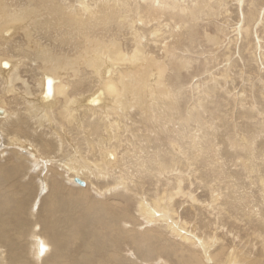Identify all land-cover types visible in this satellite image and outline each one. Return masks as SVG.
Here are the masks:
<instances>
[{"label": "rangeland", "instance_id": "374dc122", "mask_svg": "<svg viewBox=\"0 0 264 264\" xmlns=\"http://www.w3.org/2000/svg\"><path fill=\"white\" fill-rule=\"evenodd\" d=\"M94 1L97 2V0ZM195 1L178 0V4L185 7L187 14L177 8L175 13L172 12L175 15L171 14L172 16H169L164 13V16L162 15V17L154 20L151 19L144 25L133 24L135 31L142 35V44L146 55L148 57L152 56L155 62L161 63V68L165 64V68L168 69H165L164 78L161 80L158 70L156 71V67L152 66L150 70L152 75L149 78L150 84H157L160 86L161 92L164 90L163 94L169 91L172 95L168 99L164 95L161 97V94L155 96L156 92L152 89L149 92L140 90L143 94L155 96V103L148 102L145 103L146 107L143 104V106H135L133 110L132 108L128 109L131 112L121 111L123 108L111 104L112 100H109L108 94L104 93L106 91L101 89L102 86L99 87L97 85L95 78L93 79L91 75L92 69L86 68L84 63L80 62L81 57L75 60V57L82 55L83 58V54L86 51L93 50L97 45L102 47L109 41H112L110 47L116 49L118 43L120 50L130 54L137 44L134 43V37L127 29L126 24L121 26V28L113 21L105 22V25L98 26L96 25L98 22H104L102 16H98L95 20H82L78 23L72 21V26L67 14L64 15L62 12L58 14V12L52 10H44V16L41 18L37 17L38 21L34 22L33 20L28 21L31 18V14L28 15L25 11L22 19L12 20L8 25H11V23L30 25L27 29V32L29 31L27 35H24L22 31H16L14 28L15 31L13 29L10 42L3 45V40L1 39L4 38L0 34V53L4 55L3 59L1 58V60H4L3 64L7 61L17 60L16 57H19L16 66L20 75L32 86L29 85L31 87V89L29 88L30 91L34 88L35 81L39 77L36 72L32 71L34 69L33 65L38 61L41 69L44 66L46 68L49 67V71L56 75L57 79L62 83L70 84L73 88L69 87L67 91L72 89L75 97L80 98L79 100H86L93 93H98V100H93V105H100L98 104L99 101V103H108L106 108H109V110L113 108L110 110L111 115L114 116L113 118L121 121L123 116L121 122L126 121L117 125L120 130L119 134L122 138L125 137V140L121 143L111 141L110 147L114 150L108 149L105 151L106 154L113 155L112 166L109 168L111 177L115 169L119 173L114 175L112 180L99 181L98 191L107 188V191L99 192V195L94 190L90 189L92 193L86 188V190L88 189L87 199L81 202L82 206H89L91 201H96L95 205L99 208H103V205H105V208L109 209L106 215L101 212L97 216H91V218L105 223L109 229L107 231L101 228L95 231L90 230L89 227H84L78 236L74 237L71 234L72 238L69 239L67 246L61 248L66 259L69 257L73 258V256H84L87 251L92 253L95 248L102 249L101 252L96 253L95 264H146L147 262L148 264H176L183 260L184 257H187L186 255L184 257L179 256L183 246H179V240L164 229L163 226L166 225V221H160L156 224L150 223L151 226L145 227L143 223L144 216L139 210L141 204L148 205L150 209L151 203L158 196L169 195V193L174 194L177 191L176 174H180L183 179L182 189L184 194H189L200 203L197 207V204H191L186 196H182L175 198L172 206L169 207L170 214L175 212L177 220H180V223L184 222L187 224V228H189L188 235L193 233L197 239L204 241L213 242L219 240L228 249L227 255L235 246L242 248L243 250L240 251L243 254L264 259V190H262L263 183H261L264 180V0H256V2L255 0H239L242 4H238V0H202V6L200 7L203 12L201 10L200 12L198 11L199 13L194 17L195 19H191L190 10L186 7L190 9ZM70 3L75 6L77 0H70ZM127 3L129 4V1ZM135 4L137 12H141L143 16L142 13H145L147 8L146 2L137 0L132 1L130 5ZM251 10L254 11V17L252 21H249L247 14ZM130 13L131 9L128 14ZM23 17L28 18L24 19ZM64 19L65 21H63ZM185 19H187V22L184 21ZM158 22L162 26L159 28L160 31H158L156 24ZM78 31L84 32L83 35L80 34L78 36ZM155 31L159 33L154 37L152 33ZM33 39L36 47L39 46L46 49L40 60L35 56V46L30 43ZM6 46L9 47L4 48ZM47 53H50L51 57H48ZM43 62L45 64H42ZM131 62L125 61L123 68L120 69L125 83L130 78L129 75H126L128 71H132L131 77L138 74V64ZM144 63L145 61L143 60V66ZM52 64L55 65L54 68L51 67ZM25 66L26 69L24 68ZM134 66L135 68H133ZM78 67H81V69L78 70ZM8 72L0 70L2 76H7ZM102 78L104 79L103 74ZM76 84L80 85L76 86ZM25 88L26 85L22 84V82H16L13 86V90L15 89L14 93L7 95L3 93L6 90L4 91L0 81V105L4 102L5 106L4 104L3 106L7 108L8 112H10V109H14L16 113L22 112L19 125H22V119L23 123L27 122L26 113L23 112L26 109L24 105L26 103L22 97V94H25L23 92L26 90ZM31 96L29 95L31 100L35 102L33 97L36 94L34 93L33 97ZM102 97L104 98L103 100ZM60 98V104L55 103L57 105L52 108L65 107L64 98L62 96ZM173 100L174 104L170 102ZM81 102L85 101L82 100ZM37 105L40 106L38 102ZM4 107L2 108L5 109ZM113 110H116V112L119 110L120 112L118 111L119 114L118 112L114 113ZM104 112H107V110ZM115 114L118 115V118ZM75 115L79 121L77 114ZM151 117L156 118V124H153L154 121L150 119ZM42 123L45 129L51 132L49 124ZM132 124L136 126L132 129V132L138 138L134 136L131 143H128L131 136L127 135L123 128H132ZM65 126H67L68 132L66 127L62 128L59 126V129H57L58 125H55V130L59 131L58 133L64 139L66 148L68 147L67 155L64 161L62 160L63 163H56L60 168L56 172L61 175L62 171L67 170L66 167L65 169L62 167L66 163V157L68 156L75 155L76 159H81L84 156L85 162L94 160L91 152L87 150V145H84L86 143L81 142V137L72 132L73 128L71 126ZM31 127H33V124ZM88 129H90V126ZM99 129L100 127L96 126L95 130ZM161 129H166L170 132L167 144L168 142L175 143L181 148V151L183 150L182 153L175 155L170 147L167 146L166 148L164 144L165 133L159 132ZM1 131L0 153L2 154L0 159L13 151L12 147L9 150L4 148L7 139L4 136L9 137V135H6L7 132L5 134V132ZM66 134L70 135L69 138ZM105 135H100L98 139L106 142ZM17 136H24L22 130L19 131ZM40 138L45 143L51 137L40 136ZM38 139L39 137L36 136L37 141ZM29 140H32V138ZM50 140L55 145V141L52 138ZM69 141L75 145L73 143L70 144ZM35 143L38 145L33 149L34 151L32 152L34 153L39 148V141ZM25 146L27 145L23 144L20 149H24ZM74 146L81 148L82 154H75L77 149ZM4 151L9 153L5 154ZM26 151L27 153H24L25 150L24 152L21 151V155L22 153L25 154L23 155L26 165L24 175L18 179L19 182L17 184L11 183L12 180H17V177L13 175V172L10 173L8 175L10 179H7L9 185L6 184V191L15 200L11 206L16 207L21 202L24 208H22V217L20 220L18 219L17 224L3 228L7 235L6 240H2L3 245H0V249L5 251L7 264H34L28 255L30 244L28 231L31 230L34 224L42 225L40 212L45 208L44 197L46 195L44 196V194L47 193V189L42 185L43 182L41 181H43L42 176L46 172L45 168L50 165L46 164L44 167L41 166L43 168L39 166L34 169L33 165L37 163L38 159L37 161L36 159H29L34 153ZM13 152L11 154L15 153ZM42 152L44 155L52 154L53 157L57 153H55V149H50L44 144ZM186 153L189 155V160H187V163H183L187 159H184L185 155L183 156ZM171 156H175L172 158L173 162L171 161ZM10 158H5L3 162L7 172H10V169L13 168L11 167L12 164L10 165ZM51 158L46 156L45 160H54ZM61 159L62 157L57 158L54 163ZM13 162L15 161L13 160ZM51 168L53 170L56 169V167H53V162ZM74 168H80V165ZM86 168L89 171H93L89 166H86ZM41 172L42 175H40ZM71 173L72 171H69V174ZM47 175H51V173L48 172ZM58 179L62 185L65 184L62 182L64 181L63 176ZM87 180L89 181L90 179ZM92 180L95 181L94 179ZM79 181L84 183V187L85 185L87 186V183L85 184L86 179H79ZM95 182L92 183L90 180V183L97 187ZM120 182L126 192H117L115 190L116 187H119ZM75 184L73 186L67 185L66 187L74 190L80 189L81 186ZM39 185L43 186L42 189ZM30 187L34 190H31L28 196L31 195V200H33L32 211L35 212L36 210L38 212V218L36 220L30 219V222H27L29 216L26 213L30 208L31 200L30 202L25 200L24 196ZM211 188L217 195L222 197V201L220 200L219 203L220 208H218V211L215 209V212L211 208L207 209L204 207L210 201ZM2 189L4 191L5 187H2ZM73 192L71 191V194H74ZM110 194H112V198L109 197ZM78 201L73 207L67 226L59 224V227L63 228L65 232L71 231V223H82L83 221L82 208ZM192 205L193 208L190 207ZM120 209H125L127 213V216H123L124 222L127 223L124 225H128L133 229L128 231L123 229L124 233L131 232L130 236L138 237L143 232H146L143 231L144 229L149 228V230H153L150 232L152 235L161 239L148 237V243L142 249L135 245H129L127 240L118 242L112 248L110 241L117 240V233L122 231L118 223L122 218V216H119ZM163 215L160 214L158 217ZM62 217V215H59L54 223L55 227L60 221L65 219H61ZM42 219L44 225L43 215ZM108 222L109 225L107 224ZM24 223L25 227H22ZM42 228L41 231L44 232L45 226ZM156 231L160 233L156 235ZM123 243H126L124 247L117 249V246ZM106 246H108L107 249H105ZM166 246L169 249H165L164 253H167L168 258L164 257L161 251ZM78 247H81L82 251H76ZM194 250L193 247L189 248V255L195 254L196 250ZM183 252L187 254L186 251ZM130 254L136 260L131 258ZM38 255L42 254L38 253ZM49 261H46V263ZM220 262H224V258H220ZM0 264H3L1 258ZM63 264L70 263L67 260Z\"/></svg>", "mask_w": 264, "mask_h": 264}, {"label": "bare ground", "instance_id": "6f19581e", "mask_svg": "<svg viewBox=\"0 0 264 264\" xmlns=\"http://www.w3.org/2000/svg\"><path fill=\"white\" fill-rule=\"evenodd\" d=\"M87 1L88 0H77V3L75 4V6H74V4L72 6V4L70 3V0H0V34L4 38V39H1V40H3L2 41L3 45L5 43L10 42V36L13 35V29L14 28L16 29V31H20V32L22 31V33L24 35H27V33L29 32V31L27 32V29L30 27V25H22V24H17V23H14V24L11 23V25H8L9 22H11L12 20L22 19V16H23L25 11L27 12L28 15L31 14V18L28 19V21L33 20L34 22L38 21L37 17L41 18L44 16V14H43L44 10H47V11L52 10L54 12H58V14L62 12V13H64V15L67 14L69 16L67 18L69 19V21L71 20L72 26H73L72 21L73 22L75 21L78 23V22H81L82 20H84V21L95 20L96 17L102 16V20L104 22L100 21L96 25H98V26L102 25L103 26V25H105V22L109 23V22H113V21H115V23L120 27L124 26V24H126L127 29L131 32V35L134 37L133 38L135 40L134 43L137 44V46L135 48H133V50L131 51L130 54H126V52L124 53L122 50L119 49L120 47H119L118 43H117L116 49L110 47V43L112 41H109L106 44L107 48H106V45H104L102 47H99L97 45V46H95V48L93 50H91L89 52L86 51V53L83 54V56H84L83 58H82V55L75 57V60L81 57L80 62H83L84 65L86 66V68L92 69L91 75H92L93 79L95 78V80H97V85L99 87L102 86L101 89L106 91L104 93H107L109 96V100H112L111 102L110 101L109 102L111 104L116 105L117 107L123 108V110H121V111H124V110L130 111L128 109L132 108V110H133V108H135V106H143V104H145V103L154 102V100H155L154 97L157 95L159 96V94H161V97H162V95H164L168 99L171 98V95H172L171 92L165 91L166 93L163 94L164 90L161 92L160 86H158L157 84H152V83L150 84L149 78L152 75L151 71H150L152 69V66L156 67V71L158 70V75L161 78V80H163V78H164L163 74L165 73V69H167V68H165L166 67L165 64L161 68V63L155 62V60L152 58V56L148 57V55H146V51H145L143 44H142V35H140L139 33H137L135 31L133 24L139 23L141 25H144L146 22H149L151 19L154 20V19H158V18L162 17V15L164 13H166L165 15L168 14L169 16H172L171 14H174L176 12L175 10L177 8H180V10H182L183 12H186V14H187V10L185 9V7L180 6L178 4V0H140V1L146 2V5H147L146 11H145V13H142L143 14V16H142L141 12L138 13L136 8H135L136 4L130 5L132 1H137V0H128L129 4L127 3L128 1L125 2L126 0H100V1L97 0V2H95L94 0H89V2H87ZM202 2H203L202 0H196L193 3V5H191L190 9L188 7H186L188 10H190L189 14L191 16V19L196 17V15L200 12V10H201L200 6H202ZM255 2H256V0H255ZM239 3H240V1L238 2V4ZM184 4H186V3L184 2ZM240 4H242V2ZM203 5L205 6V4H203ZM206 5H207V3H206ZM137 8H139V7H137ZM130 9H131V13L128 14ZM249 10H250V8H249ZM209 11H210V8H209ZM172 12H174V13H172ZM201 12H203V10H201ZM179 15H181V14H179ZM169 16H168V18H169ZM149 17H151V18H149ZM247 17H248L249 21H252L253 17H254V11L253 10L249 11V13L247 14ZM23 18L26 19L28 17H23ZM46 21H47V19H46ZM54 21H56V20H54ZM63 21H65V19ZM184 21L187 22V19H185ZM43 22H44V20H43ZM156 24L158 26V31H160L159 28L162 27L161 23L158 22ZM167 24H164V25H167ZM81 26H84V25H81ZM192 26H193V24H192ZM187 27H188V25H187ZM15 29H14V31H15ZM83 33L84 32H82V31H78L77 35L78 36L80 34L83 35ZM157 33H159V32H156V31L153 32L152 36H154V37L157 36ZM66 34H68V33H66ZM171 35H172V33H171ZM197 39H198V37H197ZM27 40L29 41V39H27ZM34 42L35 41L33 39V41L30 43L31 44L33 43V45H34ZM8 47L9 46H6L4 48H8ZM29 47H31V46L29 45ZM45 50H46L45 48L35 46V51H36L35 56H37V58L40 60L43 57L42 54ZM20 51H21V49H20ZM47 54H48L47 55L48 57H51L50 53H47ZM3 56H4L3 53H0V70L2 72L9 71L6 74L7 76H2L0 73V81L2 83L4 91L6 90V92H3V93L7 94V95L14 93L15 89L13 90V86L16 84V82H22V84L26 85V88H25L26 90L23 91V92H25V94H22V97L24 99V102L26 103V104H24L26 109L23 112L26 113L25 115L27 117V122L23 123L24 121L22 119V125H19L18 123L20 122V120L22 118L21 117L22 112L16 113L14 111V109H10L9 110L10 112H8L7 108L4 107L5 106L4 102L2 103V105H0L6 109L5 110L2 107H0V123L6 121L5 123L0 124V129L3 132H5V134L7 132L6 135H9V137L4 136V138H7L6 142H5L6 145L4 144V148L6 150H9V148L11 149V147H12V150L15 152L14 153L12 151L14 154H11L12 152L10 154H6L8 151H4L6 156H4L5 154L3 153L4 157H2V159H0V182H1V184H0V245H3L2 240L5 241L6 235H7V233L4 232L3 228L11 226L13 224L14 225L17 224L18 219L20 220V218L22 217L23 203L20 202V204L16 207L11 206V204H13L15 202V200H14V197H12L9 194V192L6 191L7 190L6 184L9 185V182L7 181V179H10V177H8V175L13 172V175L17 177V180H12L11 183H17L18 184V182H19L18 179L21 176H23L25 173L26 165L24 163L25 161L23 160V155H25L24 153H27L26 150H28L30 152L34 151L33 149L36 148L38 145L35 142L39 141V148L36 149L35 153L32 152L34 154L30 156L31 158H29V156H28V158L29 159H36V161L38 159L37 163H35V165H33L34 169H36L39 166L44 167L46 164H49L50 166L47 165L48 168H45L46 172L42 176L43 181H41V182H43L42 185L45 186L47 189V193L44 194V196L45 195L46 196L45 197L42 196V197H44V206H45V208L42 210V212H40L41 213L40 221H41L42 225H40L38 223L34 224L31 228V230L28 231L30 234V236H29L30 244H29L28 255L34 264H63V263H66L67 260H68V263H70V264H95L96 253L101 252L102 251L101 248H95L94 252H92V253L87 251L86 255H84V256H81V257L73 256V258L69 257L68 259H66V257L63 256V252L61 251V248L62 247L64 248L67 246L69 239L72 238L71 234H73L74 237L78 236V234L81 233V231L84 227H89L90 230L92 229L95 231L100 230L101 228H104L105 230L108 231L109 227L106 226L105 223L100 222V221H96V220L92 219L91 216H97L101 212H104L106 215V213L109 209L105 208V205H103V208H99L97 205H95L96 201L89 202L90 203L89 206L88 205L82 206L81 202H84L87 199L88 191L92 192L90 189L94 190L95 193H97V194L99 192L103 193V192L107 191V188H103V190L98 191L99 190V187H98L99 181L112 180L113 179L112 177L114 175H116L117 173H119V171H117L115 169L113 171V175L111 177V175H110L111 170L109 168L112 166L111 162H112V156L113 155L106 154L105 151L108 149L114 150L112 147H110L111 141H114L116 143H121L122 141L125 140V137L122 138V136L119 134L120 130L117 128V125L125 123L126 121L121 122L123 120V116H122L121 121L115 120L113 118L114 116L111 115V113H110V110H112L113 108H111L110 110H109V108H106L108 103L107 104L104 102L99 103L100 102L99 101L98 104H100V105H98V106L93 105V100L98 98V93H95V94L93 93V95H91L88 99L86 98V100H84V99L79 100L80 98L78 99V97H75L72 89L67 91V89L69 87H72L70 84L62 83L59 79H57L56 75H54L51 71H49V67L46 68V66H44V68L41 69L40 68L41 65L39 66L38 61L35 62V65H33L34 69L33 70L31 69V70L34 73L36 72L39 77L37 78V81H35V85L33 86L34 88H32V90L30 91L29 88L31 89L32 86L26 81L25 78H23L20 75V73L18 72L17 66H16V63L18 62L17 60L19 57L18 58L16 57L17 60H12L11 62L10 61L4 62L5 64L8 65V67H5L4 66L5 64H3L4 60H1V58L3 59ZM56 58H58V57H56ZM34 60H35V58H34ZM143 60L145 61L144 66L142 64ZM125 61H127V62L132 61L131 63H135L136 65L138 64V68H139L138 74H136V76H134V77L133 76L131 77L132 71H128V72L126 71L127 72L126 75L130 76L128 82H126V83H125L124 78H123L124 76L121 73L122 71H120V69L123 68ZM20 64H21V62H20ZM42 64H45V62H43ZM127 64H129V63H127ZM169 65H167V66H169ZM54 66L55 65L52 64L51 67L54 68ZM81 66H82V64H81ZM135 66L133 68H135ZM24 68L26 69V66ZM80 69H81V67L80 68L78 67V70H80ZM43 71H45V72H43ZM33 72H32V74H33ZM77 73H78V71H77ZM102 74H103L104 79L102 78ZM160 78H159V80H160ZM108 80H112V81H108ZM79 85L80 84H76V86H79ZM44 89H45V93H44ZM74 89H75V87H74ZM151 89L156 92L155 96H151L149 94H143L140 91V90H142L144 92H149ZM34 93L36 94L35 97H33ZM29 95H32L31 97L35 98V100H34L35 102H33L31 100ZM61 96L64 98L65 107L52 108L54 105H57L60 102ZM103 99L104 98L102 97V100ZM106 99H107V97H106ZM82 100L85 102L82 103L81 102ZM37 102L40 104V106L37 105ZM170 102L173 103L174 100L170 101ZM55 103H57V104H55ZM3 104H4V106H3ZM145 107H146V104H145ZM83 110H86V111H83ZM106 110H107V112H104ZM108 110H109L110 114L108 113ZM118 111L119 110H117V112ZM113 112L115 113L116 110H113ZM119 112H118V114H119ZM144 113L146 114V112H144ZM148 113H150V112H148ZM75 114H77L79 121H78ZM82 114H83V116H82ZM122 115H124V114H122ZM127 115H126V117H127ZM15 116H17V117H15ZM81 116H82V118H80ZM115 116L117 117L118 115L115 114ZM126 117H125V120H126ZM119 119H121V118H119ZM150 119H152L154 121L153 124H156V118L155 117H151ZM91 120H92V123H91ZM42 122L49 124V129H51V132H48L45 129V126ZM32 124H33V127H31ZM56 124L58 125L57 129H59V126L62 128L66 127V129H67V126H65V125L71 126L73 128L72 132L76 133L77 136L81 137V142L86 143V144H84V143L83 144L87 145V147H88L87 150L91 152L94 160L89 161V162L88 161L85 162L84 156H83V158L81 157V159H76L75 155L71 154L72 156L66 157L67 161H66V163L64 162L65 164H63L62 168L65 169V167H66L67 170L72 171V173L69 174V171H67L66 169H65L66 171L65 170L62 171V175L59 172L57 173L56 171L60 169L57 164H59L58 162L63 163L64 158L67 155L66 151H67L68 147L66 148L65 143H64V139L61 138V136L58 133L59 131L55 130V128L57 127V126L55 127ZM89 126H90V129H88ZM96 126H99L100 129L95 130ZM134 127H136V126L134 124H132V128H127V127L123 128L125 130V132L127 133V135L131 136L130 141L128 143H131L134 136L136 138H138L132 132V129ZM20 130H22V133L24 134V136H22V137L17 136ZM70 130H71V128H70ZM67 132H68V129H67ZM159 132L165 133L164 144L166 145V148H167V146L170 147L173 154L178 155L179 153L183 152V150L181 151V148L178 145H176L175 143L168 142V144H167V139H168V136L170 133L168 130L161 129V130H159ZM102 134L103 135L106 134L105 135V137H106L105 141L106 142H103V141L98 139V137ZM115 135H118V136H115ZM36 136L39 137L38 141L36 140ZM40 136H43V137L47 136V138H48V136H50L55 141V145H54L53 141L50 140L51 138H49L48 142L44 143L43 142L44 140L42 138H40ZM67 136L69 138L70 135H67ZM77 136H76V138H77ZM31 138H32V140H29ZM70 140H72V139H70ZM50 141H51V143H50ZM194 141H195V139H194ZM69 143H70V141H69ZM72 143H70V144H72ZM23 144L24 145L26 144L27 146H25L24 149H20ZM43 144L50 149L51 148L55 149V153L57 152L56 156L53 157L52 154L51 155H47V154L44 155L42 152ZM80 144L82 145V143H80ZM73 145H75V144L73 143ZM175 146H176V149H175ZM74 147L77 149V152H75V154H82L81 148H79L77 146H74ZM64 148H66V149H64ZM56 149H57V151H56ZM24 150H25V152H24ZM47 150L49 151V149H47ZM21 151L24 152V153H22V155H21ZM86 151H85V153H86ZM167 153H169V152H167ZM1 154L2 153H0V155ZM170 154H172V153H170ZM184 155H185L184 159L185 158H187V159H185V161L183 163H185V162L187 163V160H189V155L187 153L183 154V156ZM186 155H188V156L186 157ZM46 156H47V158L52 157L54 160H49V159L45 160ZM9 157H11L9 161H10V165L12 164L11 167H13V168L10 169V172H7L6 168L3 166V162H4L5 158L8 159ZM61 157H62L61 160H58L57 162L54 163V161H56L57 158H61ZM174 157L173 156L170 157L171 161L173 160L172 158H174ZM13 160L15 162H13ZM51 161L53 162V167H56L55 170H53V168H51V164H52ZM77 165H80V168H74V167H77ZM86 166H89L93 171L87 170ZM189 166H190V164H189ZM43 167H41V168H43ZM27 170H29V169H27ZM175 171H178V170H175ZM48 172H50L51 175H47ZM40 175H42V172L40 173ZM61 176H63V180H64L62 182L65 183L63 185L58 179V178H61ZM75 179H77V180L86 179L85 184L87 183V186L85 185V187H84L83 185H81L80 189L78 188L76 190L66 187L67 185L73 186L76 183V182H74ZM87 179H90L92 183L96 181L95 183H96L97 187L92 185V183H90V180L88 181ZM92 179H94L95 181H93ZM175 179H176L177 191L174 194L169 193V195H165V196L163 195L161 197L158 196L151 203L150 209L148 208V205L141 204L139 207V210L141 211V213L144 216L143 223H144L145 227L151 226L150 223L156 224L157 222H160V221L161 222H165V221L167 222L166 225L163 226L164 229L168 233H170V235L173 234L175 236V238H177L179 240V242H180V244H178L179 246H183L182 251L180 250L179 256L180 257H184L185 255L187 256V257H184L183 260L177 262L176 264H220V263L221 264H264V259H260L259 257L253 256V255L243 254L240 251V250H243L242 248H238V247L234 246V248L231 250L229 255H227L228 249L226 247H224V245H222L219 240H215L213 242H211L209 240L204 241V240L197 239L193 233L188 235V229L189 228H187V224L184 222L180 223V220H177V216H176L175 212L173 214H170L169 207L172 206L173 200H175V198L182 197V196H186L187 199L191 202V204H197L196 205L197 207L199 206L198 204H200V203L197 202V200L195 198H193L192 196H190L189 194H184V191L182 189L183 179L180 176V174H176ZM39 182H40V180H39ZM29 183H30V181H29ZM71 183H73V184H71ZM261 183H263L262 184V190H264V180L261 181ZM42 185H39V186H41V189L43 187ZM75 185H78V184H75ZM2 187H5L4 191H3ZM82 187H84V188H82ZM10 188H11V186H10ZM86 188H88L89 190L87 189L88 190L87 191ZM28 189L29 190L27 191V194L25 196L24 195L23 196H24L25 200H29V202H30V200L32 198H31V195L28 196V194H29V192H31V190H34V189H32L31 187ZM115 190L117 192H126V189L124 187H122L121 182H120L119 187H116ZM71 191H74L73 192L74 194H71ZM13 195L16 196L15 194H13ZM111 196H112V194H110L109 197L112 198L113 196L112 197ZM209 199H210V201H209L208 205H206L204 207L207 209L211 208L212 211L214 210V212H215V209L218 211L219 210L218 208H220L219 203H220V200L222 199V197L220 195H217L215 193V191L211 188ZM77 200H79L78 203L80 204V206L82 208L81 213H82L83 221H82V223H78V222L71 223L70 224L71 231L65 232L63 228L59 227V224H61L63 226H67V224L69 223L68 220L70 219V214L73 212V207L76 205ZM32 201L33 200H31L30 208H29V210H27V213H26L29 216L27 222H30V219L36 220L38 218V212L36 210H35V212L32 211V209H33V202ZM101 202H103V201H101ZM34 206H35V204H34ZM190 207L193 208V205ZM160 214H164V215L158 217ZM42 215L44 217V225H43ZM59 215L63 216L61 219H64V218L65 219L60 221L55 227L54 223L57 220V218L59 217ZM119 216H122L121 220L118 222L119 227L122 229V231L120 233H117V235H116L117 240L110 241L111 242L110 246L112 248H114L118 242L127 240L129 242V245H132V246L135 245V246L139 247L140 249H142L148 243V239H149L148 237H151V239H156V238L161 239L160 237H156L155 235H152L150 232H152L153 230H149V228L144 229L143 231H146V232H143V234L139 235L138 237L130 236L131 232L124 233L123 229H125L127 231L133 230V229L130 228L128 225H124V224H127L126 222H124V217H123V216H127L125 209L124 210L120 209ZM107 224L109 225V222ZM122 225H124V227H126L127 229L122 227ZM43 226H45L44 232L41 231V229H43L42 228ZM22 227H25V223H24V225L22 224ZM158 233H160V232H157V231L155 232L156 235ZM212 233H213V231H212ZM209 242H211V243H209ZM124 244H126V243L118 245L117 249H122L124 247ZM191 247H193L196 250V252H194L196 255L195 254L189 255V248H191ZM107 248H108V246L105 247V249H107ZM263 248H264V244H263ZM42 249H43V251H42ZM165 249H169V247L166 246V247L162 248V250H161L163 253V256L167 257V253H164ZM76 251H82L81 247H78L76 249ZM183 251H186L187 254H185ZM170 252H171V250H170ZM2 253H3V255H2ZM38 253L42 254V255H38ZM203 256H204V261H203ZM130 257L135 259V257H133L131 254H130ZM0 258H1V261H3V264H7L6 260H5V251L2 249H0ZM220 258H224V262H220ZM177 260H179V259H177ZM46 261H49V262L46 263ZM146 264H148V262Z\"/></svg>", "mask_w": 264, "mask_h": 264}, {"label": "water", "instance_id": "95a60500", "mask_svg": "<svg viewBox=\"0 0 264 264\" xmlns=\"http://www.w3.org/2000/svg\"><path fill=\"white\" fill-rule=\"evenodd\" d=\"M75 182H76V184H78V185H80V186H81V185H83V186H84V183H83V182H81V181H79V180H76Z\"/></svg>", "mask_w": 264, "mask_h": 264}, {"label": "snow or ice", "instance_id": "6c2138e0", "mask_svg": "<svg viewBox=\"0 0 264 264\" xmlns=\"http://www.w3.org/2000/svg\"><path fill=\"white\" fill-rule=\"evenodd\" d=\"M4 66H5V67H8V65H7V64H5ZM42 251H43V249H42Z\"/></svg>", "mask_w": 264, "mask_h": 264}]
</instances>
